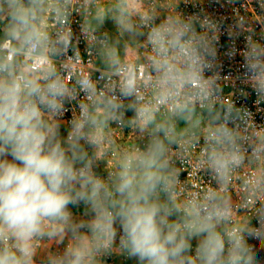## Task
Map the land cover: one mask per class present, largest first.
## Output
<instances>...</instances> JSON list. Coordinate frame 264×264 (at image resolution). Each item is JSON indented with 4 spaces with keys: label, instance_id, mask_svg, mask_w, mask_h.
I'll use <instances>...</instances> for the list:
<instances>
[{
    "label": "built area",
    "instance_id": "1",
    "mask_svg": "<svg viewBox=\"0 0 264 264\" xmlns=\"http://www.w3.org/2000/svg\"><path fill=\"white\" fill-rule=\"evenodd\" d=\"M107 1L49 0L50 23L40 31L47 39L31 55L10 38L0 42V63L9 64L14 75L41 77L50 62L65 82L69 93L59 112L38 100L37 105L41 115L60 123L67 138L81 145L83 160L74 167L87 166L102 185L95 198L99 204L91 208V187L81 199V185L74 184L68 219L49 222L31 239L27 264H71L74 251L82 253V264L128 258L117 189L130 166L119 162L121 151L113 147L118 129L93 122L99 109H113L119 120L132 110L133 121L157 130L170 118L189 122L193 117L198 123L165 147L163 160L170 170L158 192L168 204L166 223L192 236L196 232L184 227L193 219L190 213L198 209L203 217L206 209H218L222 215L213 224L223 240L219 264L234 257L237 264H264V0H131L134 24L145 34L141 53L105 66L110 38L94 21ZM165 62L174 78L161 87ZM126 80L134 81L130 96L121 94ZM77 124L83 128L77 130ZM143 134L135 147L140 153L151 136ZM213 151L235 153L238 160L221 175L209 160ZM105 217L111 220L107 232ZM62 227L67 240L60 237ZM203 240L189 244L177 264H204ZM16 243L9 236L0 240V250L9 248L19 257ZM43 249L47 258L39 257Z\"/></svg>",
    "mask_w": 264,
    "mask_h": 264
},
{
    "label": "clouds",
    "instance_id": "2",
    "mask_svg": "<svg viewBox=\"0 0 264 264\" xmlns=\"http://www.w3.org/2000/svg\"><path fill=\"white\" fill-rule=\"evenodd\" d=\"M8 3L11 35L20 48L31 55L42 47L47 37L37 28L34 13L23 6L22 0H8ZM164 66L161 87L174 78L166 62ZM134 88V81L126 80L121 94L130 96ZM68 93L65 82L55 74L50 62L38 78L16 76L9 64L0 63V157H11V160L0 158V240L14 238L17 242L14 247L20 253L17 257L9 248L0 250V264H27L31 239L42 234L49 222L68 219L67 207L75 203L70 195L74 184L81 185L82 191L77 193L81 199L85 196L83 190L89 186L92 198L99 195L102 185L87 166L76 169L60 144H52L53 125L42 119L37 105L38 100L49 110L59 112L61 101ZM109 104L117 106L112 101ZM139 114L143 116L144 110ZM76 128L82 129L83 124H77ZM164 152L163 143H155L148 158L142 161L145 168L162 167L158 161ZM209 160L214 169L224 175L228 166L237 162L238 156L213 151ZM160 180L156 171L146 170L139 179L126 171L117 189L123 198L119 215L125 243L133 255L146 260L147 264H173L172 258L189 247L180 234V227L166 223L165 206L152 199ZM205 211L201 217L198 209L193 210L190 213L193 219L184 227L205 234L199 250L204 264H219L223 240L215 231L213 220L222 213L215 208ZM105 219L108 223L103 228L107 232L111 220ZM82 258L80 251H74L71 264H82ZM237 259L232 258L230 264H237Z\"/></svg>",
    "mask_w": 264,
    "mask_h": 264
},
{
    "label": "rangeland",
    "instance_id": "3",
    "mask_svg": "<svg viewBox=\"0 0 264 264\" xmlns=\"http://www.w3.org/2000/svg\"><path fill=\"white\" fill-rule=\"evenodd\" d=\"M131 0H108L104 5V9L99 13L98 18L94 21L95 25L98 27L105 28L109 34V48L104 54L103 62L105 66L116 65L118 63L127 61L129 59L138 58L141 53V46L145 34L139 31V29L134 24V17L129 9ZM115 117H118L119 114L116 113L113 109H107ZM131 112V110L129 111ZM128 112V114H129ZM133 112V111H132ZM127 114V115H128ZM133 114V113H132ZM133 118V115H130ZM42 119L49 124L53 125L54 135L52 137V144L55 145L59 143L60 146L65 150L66 155L73 160L74 164L83 160V153L81 145L78 142L70 141L65 133V129L60 123L54 122L49 116L42 115ZM186 119V118H185ZM193 117H190L189 122L181 119H168L161 124V130H157L152 124H139L136 121L133 123L129 122L126 125H122L123 128L129 133L132 131L142 132L144 134H150L149 137L152 138L156 136V140H151L152 143L150 149L153 148V145L157 142H162L165 146L168 143L175 142L179 135L185 133L184 131L192 125L197 124L198 122L192 120ZM130 120V119H128ZM194 123V124H193ZM121 125V124H119ZM207 126H201L200 130L206 129ZM131 130V131H130ZM171 131L172 134L166 138V134ZM115 146V145H113ZM119 148V147H117ZM148 147L145 148L144 154L148 155L150 150ZM120 158H122V153ZM129 153V152H126ZM143 154V155H144ZM4 158V157H0ZM8 160H11L10 156L6 157ZM159 164L163 165L157 170V174L161 177V180L167 176L169 173L170 167L164 162L163 157L159 159ZM160 180V181H161ZM160 183V182H159ZM159 183L156 187L155 193L153 194L152 199L156 202L163 205L162 195L158 192ZM74 190V185L72 186L70 192ZM88 207L94 208L99 204L98 200L92 198L89 195V202L87 203ZM64 223V221H58ZM131 258L133 260L128 264H147L146 260H141L139 256L133 255L131 253ZM177 260V258H176ZM177 264V261L175 263Z\"/></svg>",
    "mask_w": 264,
    "mask_h": 264
},
{
    "label": "crops",
    "instance_id": "4",
    "mask_svg": "<svg viewBox=\"0 0 264 264\" xmlns=\"http://www.w3.org/2000/svg\"><path fill=\"white\" fill-rule=\"evenodd\" d=\"M0 2L3 6L2 11H0V42H2L3 40L7 38H10L16 47H20L18 41L14 39L13 36L11 35L10 5L8 3V0H0ZM22 4L26 9H29L34 13L35 15L34 23L37 26V28L40 31L43 29H46V27L50 23V20L48 18L49 0H22ZM0 59H1V54H0ZM94 117L96 120L100 121L104 129L110 126H115L118 129V136L114 138L113 145L115 146L113 147L115 149H119L120 151L124 152V153L122 152L123 153L122 158H118V160L123 165L128 164L130 166V168L127 170L129 174H135L137 178L139 179L146 170L157 172L158 168L146 169L142 161L148 158V155H145L144 151L140 153L139 151L135 150V147L138 146V143L141 137L140 135H142L143 133L140 134L139 132H136V131H132L128 133L122 126V125H126V123H129V122L133 123L134 116L133 118H128V115H127L125 118H123V120L122 118H120L119 120V116L115 117L107 109H99L94 113ZM95 126L97 127V125ZM151 140H156V136L152 135V138L147 139L149 149H150L149 145H151L152 143ZM150 150H148V152H150ZM126 152H129V153H126ZM4 159H7V158L4 157ZM73 192L74 190L70 192V195H72ZM162 198H163V205L165 206V209H166L168 205L166 201V197L162 196ZM122 199L123 198L119 193L118 200L120 204H121ZM165 231H167V229H165ZM59 233H60V237L62 240H67L70 237L68 234V231L63 227L59 229ZM79 247L83 248L84 245L81 244ZM130 256H131V251L129 248L127 260L126 261L116 260L114 264H128L133 260V258H131ZM39 257L47 258L48 257L47 249L41 250ZM179 260H180L179 255L172 258L173 263H175V261L179 262Z\"/></svg>",
    "mask_w": 264,
    "mask_h": 264
},
{
    "label": "trees",
    "instance_id": "5",
    "mask_svg": "<svg viewBox=\"0 0 264 264\" xmlns=\"http://www.w3.org/2000/svg\"><path fill=\"white\" fill-rule=\"evenodd\" d=\"M132 113L133 112L131 110V112H129V114H128V118H131L130 115L134 114V113L133 114ZM74 194H75V192L72 193V195H74ZM183 236L185 237V239L187 240V243L189 245V244L198 243L200 241V239L204 238L205 234H203V233H193L192 236H188L187 234H185Z\"/></svg>",
    "mask_w": 264,
    "mask_h": 264
}]
</instances>
